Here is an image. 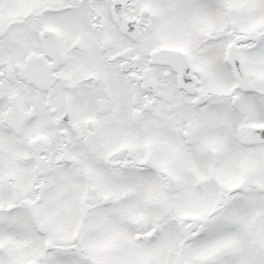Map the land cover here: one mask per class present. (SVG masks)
I'll return each mask as SVG.
<instances>
[{
    "label": "snow or ice",
    "instance_id": "obj_1",
    "mask_svg": "<svg viewBox=\"0 0 264 264\" xmlns=\"http://www.w3.org/2000/svg\"><path fill=\"white\" fill-rule=\"evenodd\" d=\"M0 264H264V0H0Z\"/></svg>",
    "mask_w": 264,
    "mask_h": 264
}]
</instances>
